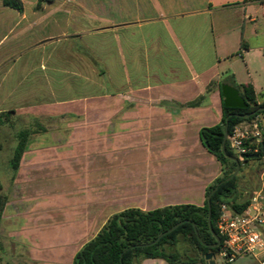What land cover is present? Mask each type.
<instances>
[{
    "label": "crops",
    "instance_id": "obj_1",
    "mask_svg": "<svg viewBox=\"0 0 264 264\" xmlns=\"http://www.w3.org/2000/svg\"><path fill=\"white\" fill-rule=\"evenodd\" d=\"M19 1L21 12L0 0V113L24 118L31 135L16 173L0 176V221L24 211L10 189L24 198L56 182L50 194L66 205L43 207L42 232L67 237L42 243L48 264H72L123 210L202 207L221 166L199 130L221 120L220 86L250 84L264 101L246 58H264V0ZM47 165L53 178L37 175Z\"/></svg>",
    "mask_w": 264,
    "mask_h": 264
},
{
    "label": "trees",
    "instance_id": "obj_2",
    "mask_svg": "<svg viewBox=\"0 0 264 264\" xmlns=\"http://www.w3.org/2000/svg\"><path fill=\"white\" fill-rule=\"evenodd\" d=\"M3 5L18 12L22 11L19 0H3ZM242 48H244L243 45ZM231 85L239 91L248 106L246 109H236L222 104L220 122L213 127L199 130L202 146L221 166V175L205 190L203 206L175 205L148 212L133 208L123 210L112 215L97 235L82 246L74 255L72 264H141L147 259H160L168 264H189V259H183L179 253L166 249V246L174 247L179 241L195 250L202 257V261L207 253L211 252L217 256L219 248L223 245V239L218 235L216 228L220 206L226 204L236 213H242L248 208L251 198V195L246 197V193L239 192L238 175L226 181L236 169L235 162L228 159L226 155L238 160L239 172L248 160L236 157L231 152L227 141L226 155H224L222 142L225 128H227V134H230L234 126L251 119L256 114L264 113L259 111L264 108V101L258 102L257 95L250 84L231 83ZM194 104L197 102L192 105ZM11 114H14L13 111L0 113V124H5ZM246 115L248 118L242 117ZM30 135L31 131L28 129L17 133L16 145L9 162L14 174L27 149ZM215 188L216 190L211 194ZM208 196L210 198L207 201ZM6 201L7 198L0 194V219ZM208 204L212 229L220 239L219 247L214 249L208 247L215 244L207 223ZM180 222L182 224L174 231L157 240L162 233Z\"/></svg>",
    "mask_w": 264,
    "mask_h": 264
},
{
    "label": "rangeland",
    "instance_id": "obj_3",
    "mask_svg": "<svg viewBox=\"0 0 264 264\" xmlns=\"http://www.w3.org/2000/svg\"><path fill=\"white\" fill-rule=\"evenodd\" d=\"M244 53V51L239 52L243 58ZM246 58L249 73L256 74L259 77L260 86L264 87V58H258L253 52ZM230 60L234 62L233 66L236 72L245 77L246 70L243 60L237 57L236 53L230 57ZM242 124L244 123L242 122ZM25 126L26 120L13 114L9 116L5 124H0V176L6 175L7 172L13 173L9 162L16 145L17 133L26 129ZM41 170L37 174L38 176L53 178L54 173L48 165L43 166ZM237 175L238 188L241 194L246 193V197L250 195L252 197L254 193L261 191V196H264V160L260 158L248 160ZM34 185L36 188L31 187V189L33 188L32 191L26 189L19 192L20 195H24V198L17 197L18 191L16 190L10 189L8 192L11 203L17 205L19 199L24 203V211L21 210L20 221L12 218L6 219L4 222L0 221V264H48L50 261L49 250L42 242L53 244L58 239H66L67 237L63 227H52L42 232L48 225V222L42 220L43 207L49 208L53 203V205L55 203L60 206L66 205L63 193L50 194V190H56L57 187L54 181L42 180ZM10 207V215H12L15 212L12 211L13 206ZM46 217L49 218L47 214ZM166 249L179 253L183 259H189V264H209L210 261H214L215 264H226L217 256L208 262L205 259L202 261V257L182 241H179L174 247L166 246ZM245 262L246 264H260L258 261L248 258H239L233 264H245Z\"/></svg>",
    "mask_w": 264,
    "mask_h": 264
},
{
    "label": "built area",
    "instance_id": "obj_4",
    "mask_svg": "<svg viewBox=\"0 0 264 264\" xmlns=\"http://www.w3.org/2000/svg\"><path fill=\"white\" fill-rule=\"evenodd\" d=\"M243 123L227 134L231 152L240 158L255 155L264 160V113ZM216 228L223 239L217 257L224 263L233 264L239 258H248L264 264L261 260L264 255V196L261 191L252 195L248 208L242 213L222 204Z\"/></svg>",
    "mask_w": 264,
    "mask_h": 264
},
{
    "label": "water",
    "instance_id": "obj_5",
    "mask_svg": "<svg viewBox=\"0 0 264 264\" xmlns=\"http://www.w3.org/2000/svg\"><path fill=\"white\" fill-rule=\"evenodd\" d=\"M220 90H221V96H222V103L225 107L228 108H236V109H246L247 108V103L245 102V100L240 96L239 91L233 87L230 86L228 84H222L220 86ZM260 112H264V108L259 110ZM244 118H248V115L246 116H242ZM226 139H227V128H225V132H224V136H223V142H222V152L225 154V143H226ZM262 150H264V148H262ZM226 157L228 159H230L231 161L235 162L236 164V169L235 172L233 173V175L231 177H229L226 181L230 180L233 176H236L239 172L240 169V164L238 162V160L234 157L228 156L226 155ZM257 156L253 155V156H247L245 157L246 160L249 159H256ZM216 190V188L211 192V194ZM209 196L207 197V201L209 200ZM207 223H208V228L209 231L212 235V237L215 240V244L208 246L211 249L217 248L220 245V239L219 237L215 234V232L212 229V225H211V216H210V211H209V204H208V215H207ZM182 224V222L177 223L176 225H174L173 227H171L168 231L162 233L158 238L160 239L161 237H163L164 235L171 233L172 231H174L178 226H180ZM156 242V241H155ZM154 242V243H155ZM214 254L213 253H207L204 256V259L208 262L210 260H212L214 258ZM209 264H215L214 261H210Z\"/></svg>",
    "mask_w": 264,
    "mask_h": 264
}]
</instances>
